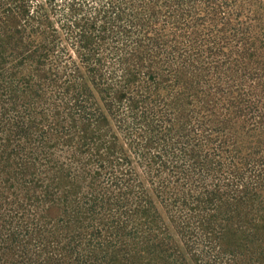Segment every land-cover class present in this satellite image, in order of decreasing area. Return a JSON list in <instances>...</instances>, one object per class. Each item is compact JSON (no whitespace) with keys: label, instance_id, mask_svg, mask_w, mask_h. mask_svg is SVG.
Returning <instances> with one entry per match:
<instances>
[{"label":"trees","instance_id":"1","mask_svg":"<svg viewBox=\"0 0 264 264\" xmlns=\"http://www.w3.org/2000/svg\"><path fill=\"white\" fill-rule=\"evenodd\" d=\"M0 264H264V0H0Z\"/></svg>","mask_w":264,"mask_h":264}]
</instances>
